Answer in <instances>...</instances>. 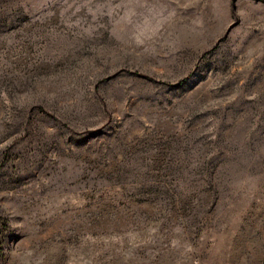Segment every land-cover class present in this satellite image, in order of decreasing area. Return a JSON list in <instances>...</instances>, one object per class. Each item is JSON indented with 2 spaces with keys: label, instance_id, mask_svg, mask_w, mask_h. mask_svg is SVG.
Instances as JSON below:
<instances>
[{
  "label": "rangeland",
  "instance_id": "obj_1",
  "mask_svg": "<svg viewBox=\"0 0 264 264\" xmlns=\"http://www.w3.org/2000/svg\"><path fill=\"white\" fill-rule=\"evenodd\" d=\"M0 264H264V0H0Z\"/></svg>",
  "mask_w": 264,
  "mask_h": 264
}]
</instances>
